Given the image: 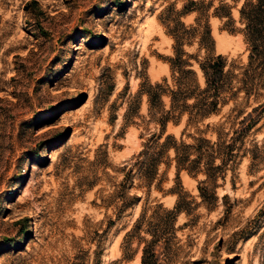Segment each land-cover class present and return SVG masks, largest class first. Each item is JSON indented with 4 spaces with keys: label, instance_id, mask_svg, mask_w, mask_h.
I'll return each mask as SVG.
<instances>
[{
    "label": "rangeland",
    "instance_id": "obj_1",
    "mask_svg": "<svg viewBox=\"0 0 264 264\" xmlns=\"http://www.w3.org/2000/svg\"><path fill=\"white\" fill-rule=\"evenodd\" d=\"M241 1L213 0V7L232 6L234 22L209 17L215 53L228 62L247 55ZM185 2L0 0V264H140L135 240L123 237L141 205L172 207L169 190L179 185L199 201L203 176L178 174L166 158L149 190L136 178L128 188L141 196L138 204L120 212L113 197L123 166L158 132L139 85L170 76L166 25ZM183 48L195 52L196 45ZM236 102L237 110L255 104L242 94ZM231 108L209 121L232 118ZM184 124L168 123L165 135L179 137ZM254 138L264 140V125ZM247 164L219 181L215 208L178 217L175 264H264V216L251 235L239 234L264 204V163Z\"/></svg>",
    "mask_w": 264,
    "mask_h": 264
},
{
    "label": "trees",
    "instance_id": "obj_2",
    "mask_svg": "<svg viewBox=\"0 0 264 264\" xmlns=\"http://www.w3.org/2000/svg\"><path fill=\"white\" fill-rule=\"evenodd\" d=\"M211 7L213 0H186L177 12V19L170 21V27L166 25V34L173 40V53L167 58L170 76L139 85L138 93L146 97L147 114L158 126V132H150L134 161L123 166V178L113 194L119 202V211L139 203L141 196L128 195V188L136 178L141 182L139 187L149 190L157 180L160 165L165 163L164 158L173 161L178 174L185 171L194 179L203 176L197 185L199 201L179 185L169 190L175 197L172 207L162 202L141 205L123 237L135 240L140 264H175L176 252L181 247H174L172 242L181 228L176 226L178 217L189 216L200 205L208 211L215 208L219 181L225 183L227 175H233L243 159L247 158L248 169L264 163V140L249 139L258 124L264 125V98L258 100L264 93V0H242L238 8L241 25L238 32L247 52L244 62H228L227 57L215 53L209 17L226 18L227 22L234 19L229 4L218 3L209 14ZM191 14L195 15L193 23L186 25L180 21ZM193 44L195 52L184 50V45ZM239 94L247 102L253 99L255 104L249 110L246 109L249 105L237 110ZM228 104L236 112L232 118L228 115L221 121H209ZM183 118L185 124L179 137L165 135L168 123L176 126ZM204 121L208 122L203 124ZM190 126L193 131L187 132ZM202 182L207 186L201 187ZM263 216L264 204L251 220V226L244 227L239 234L243 238L251 235Z\"/></svg>",
    "mask_w": 264,
    "mask_h": 264
}]
</instances>
